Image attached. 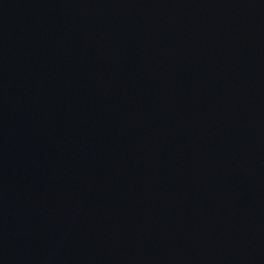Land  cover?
Masks as SVG:
<instances>
[{
    "label": "water",
    "instance_id": "obj_1",
    "mask_svg": "<svg viewBox=\"0 0 264 264\" xmlns=\"http://www.w3.org/2000/svg\"><path fill=\"white\" fill-rule=\"evenodd\" d=\"M0 264H264V0H0Z\"/></svg>",
    "mask_w": 264,
    "mask_h": 264
}]
</instances>
